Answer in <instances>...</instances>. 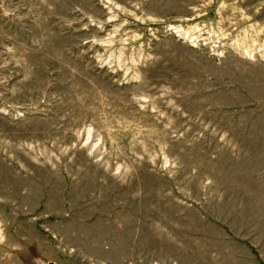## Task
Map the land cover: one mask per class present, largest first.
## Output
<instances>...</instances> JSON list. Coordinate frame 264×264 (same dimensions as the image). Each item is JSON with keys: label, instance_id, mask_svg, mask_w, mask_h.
Instances as JSON below:
<instances>
[{"label": "rangeland", "instance_id": "obj_1", "mask_svg": "<svg viewBox=\"0 0 264 264\" xmlns=\"http://www.w3.org/2000/svg\"><path fill=\"white\" fill-rule=\"evenodd\" d=\"M247 30L264 0H0V264H264Z\"/></svg>", "mask_w": 264, "mask_h": 264}, {"label": "built area", "instance_id": "obj_2", "mask_svg": "<svg viewBox=\"0 0 264 264\" xmlns=\"http://www.w3.org/2000/svg\"><path fill=\"white\" fill-rule=\"evenodd\" d=\"M249 31L251 32L252 30H247L249 38L246 42H243L240 44L237 42V40L234 37L231 39L230 44H227V45H229L230 48L237 49L238 51L242 52L246 56H248V55L249 56H254V55L256 56V54H260L261 56H264V46H261L260 44H258V42L256 41L255 38L250 39ZM221 32L224 33L223 30ZM230 33L234 34L235 30H231ZM204 34L206 35V37H204L205 41L208 42V44H210L211 50H213L214 47L220 48L219 47L220 37H216V35L214 34V32L212 30H204ZM229 37H230V35H229ZM215 38H218V39H215ZM214 40H219V42L217 43L218 45H216V43H215L216 41H214ZM224 46H226V45L223 44V47Z\"/></svg>", "mask_w": 264, "mask_h": 264}]
</instances>
